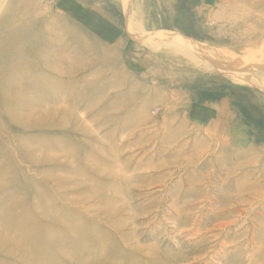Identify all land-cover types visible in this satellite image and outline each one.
Returning a JSON list of instances; mask_svg holds the SVG:
<instances>
[{"label":"rangeland","instance_id":"1","mask_svg":"<svg viewBox=\"0 0 264 264\" xmlns=\"http://www.w3.org/2000/svg\"><path fill=\"white\" fill-rule=\"evenodd\" d=\"M0 264H264V0H0Z\"/></svg>","mask_w":264,"mask_h":264},{"label":"bare ground","instance_id":"2","mask_svg":"<svg viewBox=\"0 0 264 264\" xmlns=\"http://www.w3.org/2000/svg\"><path fill=\"white\" fill-rule=\"evenodd\" d=\"M186 47H188V46H187V45H184V46H183V49H185Z\"/></svg>","mask_w":264,"mask_h":264}]
</instances>
